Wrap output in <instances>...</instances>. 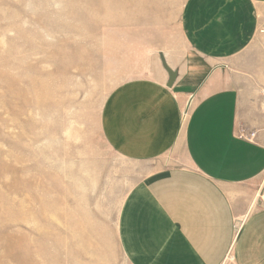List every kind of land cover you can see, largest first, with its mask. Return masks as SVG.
<instances>
[{"label":"crops","instance_id":"crops-1","mask_svg":"<svg viewBox=\"0 0 264 264\" xmlns=\"http://www.w3.org/2000/svg\"><path fill=\"white\" fill-rule=\"evenodd\" d=\"M119 3L98 133L124 263L264 264V0H125L124 26Z\"/></svg>","mask_w":264,"mask_h":264},{"label":"rangeland","instance_id":"rangeland-1","mask_svg":"<svg viewBox=\"0 0 264 264\" xmlns=\"http://www.w3.org/2000/svg\"><path fill=\"white\" fill-rule=\"evenodd\" d=\"M119 1L0 0V264L36 252L39 264H125L120 159L98 133L121 81L108 61L118 54ZM124 10L125 0L123 26ZM22 234L30 244L13 246Z\"/></svg>","mask_w":264,"mask_h":264},{"label":"bare ground","instance_id":"bare-ground-1","mask_svg":"<svg viewBox=\"0 0 264 264\" xmlns=\"http://www.w3.org/2000/svg\"><path fill=\"white\" fill-rule=\"evenodd\" d=\"M31 83H34V84H36V82H31ZM38 98H39V96H38V94H37V100H38ZM36 100V101H37ZM39 100H41V98H39ZM38 102V101H37ZM39 202L41 203V209H42V214L44 215L45 213H46V215H48V213H49V211L51 210V208L49 207V205L46 203V201L44 200V198H43V196H42V198L40 197V199H39ZM49 208H50V210H49ZM55 209H56V207H55ZM55 209H54V211H55ZM41 211V210H40ZM57 211V210H56ZM55 211V212H56ZM51 212V211H50ZM41 213V212H40ZM52 214H53V212H52ZM37 230V229H36ZM35 230V231H36ZM22 236V238H23V243H19V240H14V243H13V246H15V247H21V246H26V244L28 243V245L30 244V237L28 238V235L27 234H22L21 235ZM15 247H12V248H15ZM11 248V249H12ZM21 249V248H20ZM27 249V248H26ZM13 250V249H12ZM34 250V249H33ZM21 251V250H20ZM23 252V251H22ZM37 253V252H36ZM36 253H31V257H29V261H28V263L27 264H39V261H37L36 259H35V255H36ZM25 257V256H24ZM27 259V258H26ZM30 259H32V260H30ZM27 262V261H26ZM42 264V263H41Z\"/></svg>","mask_w":264,"mask_h":264},{"label":"water","instance_id":"water-1","mask_svg":"<svg viewBox=\"0 0 264 264\" xmlns=\"http://www.w3.org/2000/svg\"><path fill=\"white\" fill-rule=\"evenodd\" d=\"M162 65H163V67L165 68V70L168 73V83H167V86H171V84H172V82H173V80H174V78L176 76V73L173 70H171L170 68L167 67V65L165 64V62L163 61V59H162Z\"/></svg>","mask_w":264,"mask_h":264},{"label":"built area","instance_id":"built-area-1","mask_svg":"<svg viewBox=\"0 0 264 264\" xmlns=\"http://www.w3.org/2000/svg\"><path fill=\"white\" fill-rule=\"evenodd\" d=\"M261 198H260V200L264 203V190L262 191V193H261V196H260Z\"/></svg>","mask_w":264,"mask_h":264}]
</instances>
